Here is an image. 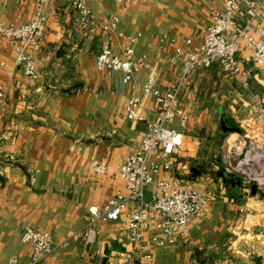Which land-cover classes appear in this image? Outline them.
<instances>
[{
  "label": "crops",
  "instance_id": "crops-1",
  "mask_svg": "<svg viewBox=\"0 0 264 264\" xmlns=\"http://www.w3.org/2000/svg\"><path fill=\"white\" fill-rule=\"evenodd\" d=\"M74 1L50 0L46 5L47 33L35 56L37 79L16 66L12 45L0 37V86L6 89L0 98V264L13 257L20 264L31 263L33 249L22 242L28 226L54 235L56 250L41 264H121V253L130 244L125 237L114 241L122 230L118 223L102 225L93 247L75 239V234L82 229L89 207L104 205L118 192L126 193L117 168L140 146L147 131L146 123L125 118L126 103L141 93L150 72L142 69L127 82L122 73L99 71L97 56L107 40L114 53L121 55L129 44L127 37L141 34L134 43L133 58L140 61L145 56L156 67L157 86L164 90L178 81L181 65L170 63L173 49L162 46L161 38L183 42L193 36L201 41L212 23L211 8L223 9L227 0H130L124 4L86 0L95 16V26L88 33L75 25ZM37 2L0 0V24L19 26L31 21ZM110 14L118 15L120 23L118 31L108 35L101 26ZM216 71L217 75L224 72L217 64L198 69L192 85L181 93L180 104L191 120L175 166L164 174L175 186L206 190L208 178L195 166L208 160V156L201 159L200 153L211 143L198 130L204 123L202 116L195 115L201 87L214 80ZM232 79L241 89L242 105L231 114L234 125L230 127L235 130L228 132L225 143L236 135L233 142L247 143L245 150L255 144L264 147V119L249 96L256 85L264 98V65L254 68L251 91ZM155 107L154 97L146 96L141 113L149 122L156 119ZM222 121L223 116V131ZM215 158L224 166L221 157ZM98 165L105 168L104 173L96 172ZM219 192L214 197L209 192V204L190 219V242L154 249L150 264H210L229 254L237 243L234 236L250 224L261 205L242 204L225 189ZM248 195V201L254 199L255 194Z\"/></svg>",
  "mask_w": 264,
  "mask_h": 264
},
{
  "label": "built area",
  "instance_id": "built-area-1",
  "mask_svg": "<svg viewBox=\"0 0 264 264\" xmlns=\"http://www.w3.org/2000/svg\"><path fill=\"white\" fill-rule=\"evenodd\" d=\"M49 1L38 0L35 17L27 23L19 26L0 24V37L12 45L16 66L22 67L24 74L32 79L39 77L35 56L47 33L45 9ZM113 1L124 4L130 0ZM73 8L76 27L84 33L92 31L95 16L87 1L75 0ZM211 16L212 23L204 30L199 42L193 36L186 37L183 42L170 36L161 38L162 46L167 44L173 49L170 63L181 65L178 81L164 90L157 86L156 67L149 64L145 56L140 61L133 58L134 43L141 34L127 37L129 44L121 55L114 53L112 43L107 40L97 56L99 71L122 73L127 82L132 81L142 69L150 72L141 93L131 96L126 103L125 118L147 124L140 146L117 168L126 193L118 192L104 205L89 207L82 229L75 234V239L93 247L99 241L102 225L118 223L122 230L120 235L114 236V241L125 237L130 244V249L121 253V264H150L154 249L188 244L190 219L199 215L210 202L208 191L175 186L164 176L172 171L184 146L185 131L191 118L189 111L180 104V96L185 88L192 85L194 73L217 64L245 90L251 91L254 68L264 65V0H227L223 9L212 7ZM119 23V16L110 14L101 28L111 35L118 31ZM5 94V87L0 86V98ZM148 95L154 97L156 104L157 116L153 122L147 121L141 113ZM252 98L264 119V103L260 95L252 94ZM229 144L227 153L221 155L226 170L240 176L245 184H256L258 190H264V147L255 144L245 150L247 143L243 146ZM95 170L105 172L102 165ZM148 192L151 196L146 202ZM261 229L264 232V228ZM22 242L33 249L30 264H41L56 250L54 235L35 226L25 228ZM2 264L20 262L13 257Z\"/></svg>",
  "mask_w": 264,
  "mask_h": 264
},
{
  "label": "rangeland",
  "instance_id": "rangeland-1",
  "mask_svg": "<svg viewBox=\"0 0 264 264\" xmlns=\"http://www.w3.org/2000/svg\"><path fill=\"white\" fill-rule=\"evenodd\" d=\"M213 75H215L214 80L211 79L207 83L204 82L201 87L202 95L200 96L199 109L195 115L197 118L202 116L204 123L202 126H198V130H201L207 136L208 140L206 143H211V145L207 149H202L200 153L201 159L204 156L205 158L208 156V160L197 162L195 169L196 171L204 173L208 178L207 181H204L205 189L212 193L213 197L218 195L220 190L225 189L227 195L231 194V197L239 203H250L251 205L253 203H258L261 206L259 211H252L255 217L250 218L251 225L249 224L246 228H242L240 234L234 236L235 238L238 237L236 239L237 243L234 244V248H231L228 252L229 254L222 259L212 261L210 264H256L257 259L264 264V232L259 235L256 233L257 228H264V190H257L255 196L252 197L254 199L248 201L249 197H251L248 193H252V185L243 186L240 179L228 172L225 166L220 164V162H216L215 158L217 157V160H219L218 158H222L221 155H223V153H227L228 145L225 141L230 133L221 130L220 122L223 116L226 126L230 127L234 125V121L230 117L232 113H235L233 110L238 107V111L242 105L241 101L238 99V91L240 88L234 82L231 75L225 72L217 75L216 71ZM258 90L255 85V89H252L251 92L252 94H256ZM246 92L249 93L248 91ZM205 93H207V95H204ZM249 96L251 97L252 95L249 93ZM260 98L261 102L264 103V98L261 95ZM248 100L247 98V101ZM204 112L206 114H204ZM186 135L187 132L185 133V139ZM236 137V135L232 136L229 145H233V141ZM221 143H225L222 148H220ZM231 153H234V151L232 150ZM233 158L234 155L232 154V159ZM244 189L246 191L242 196ZM218 199H221V197ZM204 262H206L205 264H209L207 261Z\"/></svg>",
  "mask_w": 264,
  "mask_h": 264
},
{
  "label": "water",
  "instance_id": "water-1",
  "mask_svg": "<svg viewBox=\"0 0 264 264\" xmlns=\"http://www.w3.org/2000/svg\"><path fill=\"white\" fill-rule=\"evenodd\" d=\"M85 39H86V37H85ZM85 39H83V41H84ZM221 127H222L223 131L226 132V133H228V132H233V131L235 130V129L231 128V127H227L224 121H222V123H221ZM257 190H258L257 185H256V184H253V185H252V193H253V194H256ZM150 196H151V193L148 192V193L146 194V196H145V201H146V202H149V200H150ZM257 231H258V233H260V232L263 231V229L259 228ZM256 264H262V261H260L259 259H257V260H256Z\"/></svg>",
  "mask_w": 264,
  "mask_h": 264
},
{
  "label": "trees",
  "instance_id": "trees-1",
  "mask_svg": "<svg viewBox=\"0 0 264 264\" xmlns=\"http://www.w3.org/2000/svg\"><path fill=\"white\" fill-rule=\"evenodd\" d=\"M234 175V174H233Z\"/></svg>",
  "mask_w": 264,
  "mask_h": 264
}]
</instances>
